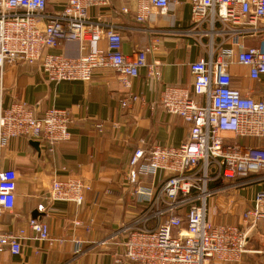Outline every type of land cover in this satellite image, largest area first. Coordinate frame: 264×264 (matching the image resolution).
<instances>
[{
  "label": "built area",
  "instance_id": "obj_1",
  "mask_svg": "<svg viewBox=\"0 0 264 264\" xmlns=\"http://www.w3.org/2000/svg\"><path fill=\"white\" fill-rule=\"evenodd\" d=\"M47 1L0 0V82L5 65L16 63H39L42 75L51 83L88 82L97 69L115 72L126 89L143 68L159 79L157 64H147L150 48L125 56L120 32L89 20L90 9L107 10L112 0H67L54 15H46ZM126 1L135 5L138 24L147 22L153 9L164 15L169 6V0ZM180 2L190 7L191 31L209 37L208 53L206 58L189 64L192 93L167 86L158 101L166 114L187 123L186 140L178 147L142 142L127 161L124 186L128 198L138 201L141 215L122 227L125 239L116 264L123 259L134 264L235 263L246 253L251 232L264 228V190L255 195L252 208L242 214L244 225L214 226L207 219L210 182L264 172V149L231 145L223 137L225 133L244 138L264 136V99L256 101L236 91L228 73L232 64H238L249 68L250 78L257 80L264 75V51L246 48L242 43L246 38L264 36V0ZM120 12L128 13V9L122 7ZM215 35L223 43L229 39L233 47L225 50L219 44L215 48ZM102 41L103 48L87 50V44ZM63 42L78 43L79 55L69 58L47 53ZM157 42L154 38L151 43L156 46ZM137 100L129 94L122 106ZM69 123L65 110L52 108L37 117L26 103L16 102L0 109V146L7 139L26 137L42 140L52 150L69 140ZM159 174L163 183L156 188ZM17 179L14 170L0 172V218L14 208ZM84 189L88 188L80 182L53 181L50 198L80 205ZM28 228L35 240L53 242L40 221L30 219ZM26 239L24 230L4 231L0 225V251L7 248L18 255Z\"/></svg>",
  "mask_w": 264,
  "mask_h": 264
},
{
  "label": "crops",
  "instance_id": "obj_2",
  "mask_svg": "<svg viewBox=\"0 0 264 264\" xmlns=\"http://www.w3.org/2000/svg\"><path fill=\"white\" fill-rule=\"evenodd\" d=\"M66 2L48 0L46 15H54ZM122 7L128 13H121ZM134 7L126 0H112L109 9H90L88 17L93 23L113 26L120 32L125 56L150 48L147 64H157L159 79L149 76L148 69L143 68L126 89L115 72L97 69L88 82L51 83L42 75L39 63L5 65L0 109L23 102L37 117L52 108L65 110L70 118V137L52 150L44 141L26 137L7 139L0 146V172L14 170L18 176L14 208L1 215L0 225L4 231L24 230L28 237L18 255H12L7 248L1 250L0 264H116L125 239L122 227L141 215L138 201L128 198L123 182L128 159L142 142L178 147L186 140L187 123L166 114L158 101L167 86L192 93L189 64L207 57L209 37L191 31L190 7L180 0H169L164 15L153 9L144 24L135 21ZM154 38L158 40L156 46L151 43ZM213 42L215 48L219 44L225 50L233 47L229 39L223 43L218 35ZM242 43L246 48L264 51V36L246 38ZM104 46L103 41L89 43L87 50ZM47 53L75 58L79 45L63 42ZM228 73L236 91L256 101L264 99V75L257 80L250 78L249 68L238 64H232ZM129 94L138 100L123 107ZM223 137L231 145L264 149V136L244 138L225 133ZM53 181H75L86 186L82 203L51 200ZM155 183L156 188L162 187L161 174ZM208 188V222L214 226L244 225L242 214L252 208L255 195L264 190V172L229 181L218 179ZM30 219L46 226L52 243L33 238L28 228ZM245 248L239 262L209 264H264V228L251 232ZM121 264L134 263L123 259Z\"/></svg>",
  "mask_w": 264,
  "mask_h": 264
},
{
  "label": "water",
  "instance_id": "obj_3",
  "mask_svg": "<svg viewBox=\"0 0 264 264\" xmlns=\"http://www.w3.org/2000/svg\"><path fill=\"white\" fill-rule=\"evenodd\" d=\"M33 144H34L35 146H38V142H34Z\"/></svg>",
  "mask_w": 264,
  "mask_h": 264
}]
</instances>
